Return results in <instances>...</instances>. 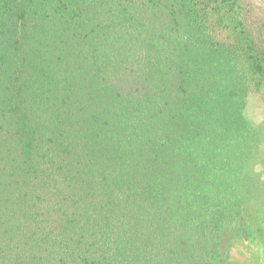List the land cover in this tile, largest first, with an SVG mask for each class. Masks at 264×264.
Instances as JSON below:
<instances>
[{
	"label": "trees",
	"instance_id": "obj_1",
	"mask_svg": "<svg viewBox=\"0 0 264 264\" xmlns=\"http://www.w3.org/2000/svg\"><path fill=\"white\" fill-rule=\"evenodd\" d=\"M245 0H0V264H228L264 239V33Z\"/></svg>",
	"mask_w": 264,
	"mask_h": 264
},
{
	"label": "rangeland",
	"instance_id": "obj_2",
	"mask_svg": "<svg viewBox=\"0 0 264 264\" xmlns=\"http://www.w3.org/2000/svg\"><path fill=\"white\" fill-rule=\"evenodd\" d=\"M249 10V27L259 34L264 33V0H245ZM228 264H264V239L246 241L232 237L226 241Z\"/></svg>",
	"mask_w": 264,
	"mask_h": 264
}]
</instances>
